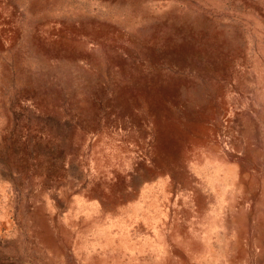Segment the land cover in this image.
<instances>
[{
  "label": "rangeland",
  "instance_id": "obj_1",
  "mask_svg": "<svg viewBox=\"0 0 264 264\" xmlns=\"http://www.w3.org/2000/svg\"><path fill=\"white\" fill-rule=\"evenodd\" d=\"M0 264H264V0H0Z\"/></svg>",
  "mask_w": 264,
  "mask_h": 264
}]
</instances>
